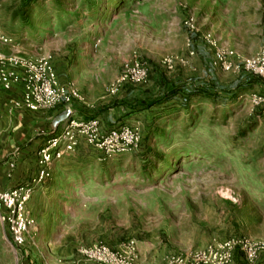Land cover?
Instances as JSON below:
<instances>
[{
	"label": "rangeland",
	"instance_id": "1",
	"mask_svg": "<svg viewBox=\"0 0 264 264\" xmlns=\"http://www.w3.org/2000/svg\"><path fill=\"white\" fill-rule=\"evenodd\" d=\"M13 2L0 0V25L13 28ZM31 4L19 17L29 31L20 49L50 53L85 108L110 112L118 126L140 136L135 149L98 161L96 172L105 180L88 189L93 198L67 199L78 225L101 235L93 242L119 247L135 238L163 253L162 264H178L210 246L244 239L256 251L253 259L234 245L223 264H264V64L247 66L264 56V0ZM188 14L226 53L227 68L214 63L213 46L190 35ZM171 55L185 60L164 65ZM136 57L147 62L145 79L109 92ZM161 79L178 94L164 100ZM143 96V107L132 104ZM153 99L159 102L148 104ZM9 239L0 224V264H24L27 247H16V254Z\"/></svg>",
	"mask_w": 264,
	"mask_h": 264
},
{
	"label": "crops",
	"instance_id": "2",
	"mask_svg": "<svg viewBox=\"0 0 264 264\" xmlns=\"http://www.w3.org/2000/svg\"><path fill=\"white\" fill-rule=\"evenodd\" d=\"M32 2L34 0H14V7L11 9L14 15L13 28L7 27L4 22L0 25V31L13 37L20 47L23 39L25 43L29 39L27 26L20 24V13L23 10L22 6L32 5ZM29 19L24 18L25 23H29ZM4 50L7 51L8 48L4 47ZM53 63L58 80L61 83L72 84L76 88L72 81L64 79L63 69L58 67L54 58ZM12 94L13 91L0 89L2 188L23 183L36 174L39 148L62 130L66 118L86 120L97 117L103 131L117 126L110 112L108 115L94 114L93 105L85 108L87 103L84 104V99H74L70 105L61 103L47 110L27 111L11 107L9 96ZM63 115L66 116L65 119ZM99 155L100 152L95 147L78 135V143L73 151H65L60 158L52 160L49 178L34 189L26 203V210L34 223L29 230L30 237L24 245L27 247L24 249V264H100L86 260L77 251L80 245H90L96 238H101V235L93 234L95 232L93 227H80L77 211H73L75 208L72 210L67 201L93 198L94 194L88 189L105 180L103 175L96 172V167L103 160ZM9 244L17 254V248L10 239ZM111 245L116 246L115 242ZM138 247L140 264H162L163 253L152 248L148 242L139 240Z\"/></svg>",
	"mask_w": 264,
	"mask_h": 264
},
{
	"label": "built area",
	"instance_id": "3",
	"mask_svg": "<svg viewBox=\"0 0 264 264\" xmlns=\"http://www.w3.org/2000/svg\"><path fill=\"white\" fill-rule=\"evenodd\" d=\"M184 25L192 36H199L215 51L214 63L227 68L229 63L224 51L216 47V41L208 31L201 32L193 15L188 14ZM4 47L8 48L7 51ZM195 51L188 50V57ZM177 55L167 56L162 63L171 66L174 61H184ZM264 64V56L248 61L247 66L254 62ZM147 62L137 57L127 65L108 87L109 92L116 91L117 86L125 82H140L147 75ZM0 89L13 91L9 96L12 108L27 111L47 110L58 104L70 105L74 99L82 100L79 91L68 83L58 80L50 53L30 55L24 53L18 42L11 36L0 31ZM70 113V106L68 109ZM66 118V116H65ZM63 117V119H65ZM78 135L100 152V159L111 158L135 149L140 136L136 129L126 125H117L103 131L97 117L86 120L66 118L62 130L50 137L37 152V172L30 179L10 188L0 186V223L8 230L11 243L22 248L29 239V230L34 223L26 210V203L34 189L44 183L50 176V164L53 159L60 158L65 151H73L78 143ZM238 245L245 257L252 260L255 256L253 245L247 240H231L195 252L184 259H177L178 264H223L229 260L230 247ZM77 251L86 259L100 264H140L138 242L128 238L119 247H112L98 241L90 245H80ZM167 262L166 264H169Z\"/></svg>",
	"mask_w": 264,
	"mask_h": 264
},
{
	"label": "trees",
	"instance_id": "4",
	"mask_svg": "<svg viewBox=\"0 0 264 264\" xmlns=\"http://www.w3.org/2000/svg\"><path fill=\"white\" fill-rule=\"evenodd\" d=\"M28 1H30V0H28ZM166 82H167L166 80H162V79L158 82V84L163 87L162 93H163L164 100H167V99L171 98L172 96H176L179 92V90H177V87H173V86L169 85V83H166ZM187 92H191V91L188 90ZM188 96H190V95L187 94L186 96H184V99L187 100ZM146 100L147 99L144 96L140 97V98L135 97L132 100V102H133L132 104L134 106H142L143 107V105H145L144 102H146ZM155 102H159V100L158 99L150 100V101H148V104H154ZM126 103L128 105L130 104V102H126Z\"/></svg>",
	"mask_w": 264,
	"mask_h": 264
},
{
	"label": "water",
	"instance_id": "5",
	"mask_svg": "<svg viewBox=\"0 0 264 264\" xmlns=\"http://www.w3.org/2000/svg\"><path fill=\"white\" fill-rule=\"evenodd\" d=\"M65 115H63L62 117H64Z\"/></svg>",
	"mask_w": 264,
	"mask_h": 264
}]
</instances>
